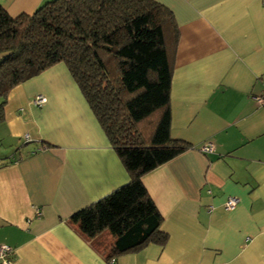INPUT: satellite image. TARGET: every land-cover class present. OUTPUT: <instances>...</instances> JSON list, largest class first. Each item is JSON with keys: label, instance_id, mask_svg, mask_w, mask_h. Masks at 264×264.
<instances>
[{"label": "crops", "instance_id": "0c3cea01", "mask_svg": "<svg viewBox=\"0 0 264 264\" xmlns=\"http://www.w3.org/2000/svg\"><path fill=\"white\" fill-rule=\"evenodd\" d=\"M46 1L0 4L16 16ZM155 1L178 30L169 133L189 144L141 177L166 242L111 260L68 221L129 176L59 62L11 88L3 106L0 244L13 264H264V105L252 98L264 87V0ZM228 196L239 198L232 210Z\"/></svg>", "mask_w": 264, "mask_h": 264}, {"label": "trees", "instance_id": "16d2710c", "mask_svg": "<svg viewBox=\"0 0 264 264\" xmlns=\"http://www.w3.org/2000/svg\"><path fill=\"white\" fill-rule=\"evenodd\" d=\"M177 38L155 0H50L16 16L0 4V120L11 88L62 62L128 173L68 219L95 247L108 233L111 260L167 240L141 177L189 147L169 133Z\"/></svg>", "mask_w": 264, "mask_h": 264}, {"label": "built area", "instance_id": "2783aa9c", "mask_svg": "<svg viewBox=\"0 0 264 264\" xmlns=\"http://www.w3.org/2000/svg\"><path fill=\"white\" fill-rule=\"evenodd\" d=\"M252 98L257 104L264 105V87L259 94L253 95ZM33 101L35 104L40 105L46 101V98L43 95L38 94L35 96ZM202 150L211 151L212 145L210 143L207 145H204L202 146ZM238 201H239L238 197L228 196L223 202V208L225 210H232L237 205ZM36 214L37 215L40 214V211L38 209H36ZM12 252H13L12 247L6 244H0V264H13V261L11 258Z\"/></svg>", "mask_w": 264, "mask_h": 264}, {"label": "rangeland", "instance_id": "374dc122", "mask_svg": "<svg viewBox=\"0 0 264 264\" xmlns=\"http://www.w3.org/2000/svg\"><path fill=\"white\" fill-rule=\"evenodd\" d=\"M108 241H109V240H107V239H103V240L101 241L102 245L99 246V248L102 249V250H103V249H107V248H108V245H109Z\"/></svg>", "mask_w": 264, "mask_h": 264}]
</instances>
